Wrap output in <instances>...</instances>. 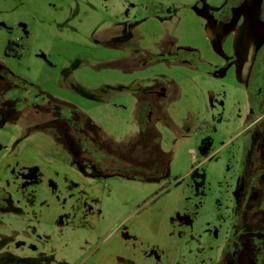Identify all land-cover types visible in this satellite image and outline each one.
<instances>
[{
  "label": "rangeland",
  "instance_id": "obj_1",
  "mask_svg": "<svg viewBox=\"0 0 264 264\" xmlns=\"http://www.w3.org/2000/svg\"><path fill=\"white\" fill-rule=\"evenodd\" d=\"M260 2L231 14L229 0H0V91L8 74L77 108L135 166L94 173L50 115L5 116L0 264L219 263L238 213L250 211L241 181L264 194V159L244 174L255 132L264 157L250 97L264 81ZM11 41L22 59L6 55Z\"/></svg>",
  "mask_w": 264,
  "mask_h": 264
},
{
  "label": "trees",
  "instance_id": "obj_2",
  "mask_svg": "<svg viewBox=\"0 0 264 264\" xmlns=\"http://www.w3.org/2000/svg\"><path fill=\"white\" fill-rule=\"evenodd\" d=\"M236 2L237 0H229L228 10L236 6ZM5 53L8 57L22 59L25 54V49L24 46L20 44V41H11L7 44ZM179 53L181 55L187 54V52L181 50ZM191 54L194 55V57L197 56L194 51H192ZM171 57L174 56L169 55L164 59L173 62H188L183 56L180 58ZM189 64L197 69L203 68L207 71H211L209 67H206L202 63L195 64L192 62ZM6 75L7 77H4L8 82L7 88H3L0 91V125L4 123L5 116L8 119L9 115L14 112L25 110L28 107H32L33 110L39 108L42 113L52 117L53 124L51 123V125L48 126L53 127L54 130L59 133V138L60 136L67 138L65 143L69 146L76 160L81 165L90 168L92 172L123 175L126 172H123L120 168L126 171L127 168L135 167L132 165L129 166L127 161L122 157L113 152L110 153L104 148L100 140H98V130L95 126L90 125L92 129L86 130L88 125L93 122L77 108L55 101L47 94L40 92V90L35 89L33 86L26 84L20 79L8 74ZM258 78H261L259 72L255 75V79L257 80ZM257 82L258 83L255 82V85H250V97L254 110L258 111L257 118L259 119L264 115V109H262L264 104L261 103L262 101L264 102V81L263 84H260L258 80ZM44 129H46V126ZM258 136V132H255L254 138L251 140L255 141ZM245 166L246 165H244V167ZM110 167L113 169H110Z\"/></svg>",
  "mask_w": 264,
  "mask_h": 264
},
{
  "label": "flooded vegetation",
  "instance_id": "obj_3",
  "mask_svg": "<svg viewBox=\"0 0 264 264\" xmlns=\"http://www.w3.org/2000/svg\"><path fill=\"white\" fill-rule=\"evenodd\" d=\"M248 1L249 0H237L236 6L243 5L245 7V5L248 4ZM244 11H240V14L241 15L244 14ZM230 13L232 14V11H230ZM259 14L260 17L264 18V0H261L260 2ZM262 117H264V115ZM260 118L257 121H259ZM257 143L258 142H256V140L255 141L251 140L248 147L245 149L244 152V164H246L244 168L245 175L248 172L247 167L250 163L264 159V157L262 158V154L259 151ZM246 184H247V179L241 181L240 192L242 193V195H245L246 198L243 201V206H244V202H246L248 204V208L250 207V211L249 212L242 211V214L238 213L237 221L234 224L230 238L227 244L225 245V247L223 245L222 255L218 264H240V257L244 251H246V253L247 252L249 253L250 258L256 264H264V248L260 246L261 243L260 234H263L264 232V228L262 227V224L264 225V216L261 215L260 207L263 206L261 200L263 199L264 194L263 193L258 194L259 195L258 196L259 200H258L256 195L257 192L255 191V189H258V187L254 186L253 189L248 188L249 189L248 190L245 188ZM4 195H5L4 192L0 189V211L3 210L1 206V202L3 201L2 199ZM249 213H253L252 216H255L253 219L255 222L252 221L251 223V221L246 220ZM256 217L258 218V220H256ZM251 224L254 226H252ZM256 233H258V235H255Z\"/></svg>",
  "mask_w": 264,
  "mask_h": 264
},
{
  "label": "water",
  "instance_id": "obj_4",
  "mask_svg": "<svg viewBox=\"0 0 264 264\" xmlns=\"http://www.w3.org/2000/svg\"><path fill=\"white\" fill-rule=\"evenodd\" d=\"M240 264H256L249 256V253L246 251L243 252V254L240 257Z\"/></svg>",
  "mask_w": 264,
  "mask_h": 264
}]
</instances>
